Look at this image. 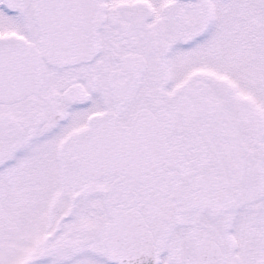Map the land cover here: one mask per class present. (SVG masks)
<instances>
[{
	"label": "snow or ice",
	"instance_id": "6c2138e0",
	"mask_svg": "<svg viewBox=\"0 0 264 264\" xmlns=\"http://www.w3.org/2000/svg\"><path fill=\"white\" fill-rule=\"evenodd\" d=\"M0 264H264V0H0Z\"/></svg>",
	"mask_w": 264,
	"mask_h": 264
}]
</instances>
